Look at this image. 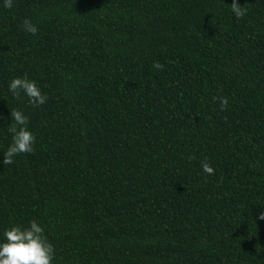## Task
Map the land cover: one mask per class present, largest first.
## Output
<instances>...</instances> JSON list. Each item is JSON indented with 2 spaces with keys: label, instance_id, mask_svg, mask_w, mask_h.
Segmentation results:
<instances>
[{
  "label": "trees",
  "instance_id": "trees-1",
  "mask_svg": "<svg viewBox=\"0 0 264 264\" xmlns=\"http://www.w3.org/2000/svg\"><path fill=\"white\" fill-rule=\"evenodd\" d=\"M231 2L0 0V153L10 108L36 137L0 164V229L38 220L54 264H264V0Z\"/></svg>",
  "mask_w": 264,
  "mask_h": 264
},
{
  "label": "clouds",
  "instance_id": "clouds-1",
  "mask_svg": "<svg viewBox=\"0 0 264 264\" xmlns=\"http://www.w3.org/2000/svg\"><path fill=\"white\" fill-rule=\"evenodd\" d=\"M5 8L12 7V0H3ZM230 11L237 18L247 13V9L232 0ZM22 28L26 33L35 35L37 26L27 17L24 18ZM153 68L161 69L163 65L153 62ZM7 92L13 99H27L32 107H39L47 100V94L43 93L34 79L27 74L14 76L7 82ZM214 101L219 102L223 110L228 105V97L214 96ZM9 117L11 123L6 125V131L10 134V143L0 153L3 159L2 165H10L13 158L21 153H32L35 144V134L28 128V116L19 108H10ZM203 172L211 174L213 168L206 161L201 162ZM264 219V212L259 214ZM44 226L36 219H31L26 225L11 224L0 229V264H54L55 249L53 244L45 236Z\"/></svg>",
  "mask_w": 264,
  "mask_h": 264
}]
</instances>
